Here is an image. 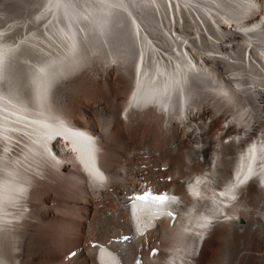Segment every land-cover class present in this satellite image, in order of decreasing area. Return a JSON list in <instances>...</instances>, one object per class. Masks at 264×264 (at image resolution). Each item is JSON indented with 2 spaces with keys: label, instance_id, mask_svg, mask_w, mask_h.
<instances>
[{
  "label": "bare ground",
  "instance_id": "1",
  "mask_svg": "<svg viewBox=\"0 0 264 264\" xmlns=\"http://www.w3.org/2000/svg\"><path fill=\"white\" fill-rule=\"evenodd\" d=\"M0 5L2 264H100L103 245L123 264H146L154 243L161 253L152 264H264V187L256 179L209 232L199 217L218 214V200L228 199L214 185L245 167L250 141L264 143V0ZM99 67L102 85L112 88L118 75L124 94H79L92 77L72 76ZM65 118L99 136L108 184L82 172L76 159L91 146ZM57 134L63 141L51 153ZM255 148L264 174V145ZM193 174L209 187L191 201L194 213L137 237L129 201L183 194L181 181ZM148 202L137 201V214L150 212ZM50 241L61 242L57 252Z\"/></svg>",
  "mask_w": 264,
  "mask_h": 264
},
{
  "label": "rangeland",
  "instance_id": "2",
  "mask_svg": "<svg viewBox=\"0 0 264 264\" xmlns=\"http://www.w3.org/2000/svg\"><path fill=\"white\" fill-rule=\"evenodd\" d=\"M0 8L2 9H0L1 11H3V9L5 8L4 6H1L0 5ZM261 13L260 12H258V14L257 15H260ZM257 15H255V16H257ZM6 19H8V17H5ZM21 19L20 18H18V21H20ZM1 25L0 26H2V25H4V23L3 22H1L0 23ZM91 73V74H90ZM79 74H82V75H79ZM85 75H89V77L92 79V81L91 80H89V81H86L84 84H82L81 86H79L78 87V92H79V94H83V95H85L86 96V94H88L86 97H89L90 95H92V94H100L101 92H103L102 94H124V93H118V91H119V88H121L119 85H121V83H119L118 81H117V76L118 75H116V76H114L113 78V85H112V88L110 87V88H108V90L102 85V83L104 82V80H105V75H104V73H103V69H101L100 67L96 70V71H94V70H92V71H89L88 72V70L86 71V70H80V71H78V72H76L73 76H72V78L74 77V78H76V79H80L81 77H83V76H85ZM73 78V79H74ZM75 79V80H76ZM95 81V82H94ZM117 82V84H115ZM101 84V85H100ZM122 87H123V85H121ZM96 87V88H95ZM100 88H102V89H100ZM105 88V89H104ZM118 88V89H117ZM98 90H99V92H98ZM129 90H130V85H129V87H128V90H126V92H125V94H128V92H129ZM109 91V92H108ZM90 94V95H89ZM117 99V98H116ZM59 204V202H55L54 203V205H58ZM53 205V203H51L50 204V207H53L52 206ZM111 214H109V216H110ZM242 222V221H241ZM56 232L53 230V231H51L50 232V234L52 235V236H55L56 234H55ZM51 242V244H50V249H49V252H51V251H55V252H57V248H59L60 246V244H61V242L60 241H55L54 243L52 242V241H50ZM119 244V243H118ZM152 245V244H151ZM154 246H156V243H154L153 244ZM62 247H65V246H67V245H61ZM53 254V253H52ZM56 255H57V253H56ZM62 255V254H61ZM61 255H59L58 257H60ZM39 257V258H38ZM53 257H54V255H53ZM36 258L37 259H39L40 260V255L39 254H37V256H36ZM61 258V257H60ZM65 258V257H64ZM59 259V258H58ZM63 261V258L62 259H59L58 260V263L59 264H61V262ZM69 262V261H68ZM43 262H42V260H41V262H40V264H42ZM53 264H56V263H53Z\"/></svg>",
  "mask_w": 264,
  "mask_h": 264
},
{
  "label": "snow or ice",
  "instance_id": "3",
  "mask_svg": "<svg viewBox=\"0 0 264 264\" xmlns=\"http://www.w3.org/2000/svg\"><path fill=\"white\" fill-rule=\"evenodd\" d=\"M136 199L138 200H141V201H144L146 199H153V200H156V201H159V202H163L167 199L166 196H163V195H160V196H152L151 194L149 195H140V196H137ZM0 264H2V262H0Z\"/></svg>",
  "mask_w": 264,
  "mask_h": 264
}]
</instances>
